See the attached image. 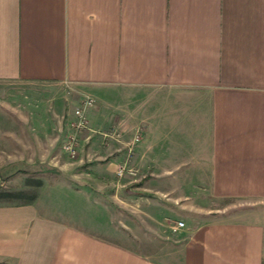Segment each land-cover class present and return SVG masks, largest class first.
I'll list each match as a JSON object with an SVG mask.
<instances>
[{"label": "crops", "instance_id": "1", "mask_svg": "<svg viewBox=\"0 0 264 264\" xmlns=\"http://www.w3.org/2000/svg\"><path fill=\"white\" fill-rule=\"evenodd\" d=\"M8 84L108 91L123 139L110 161L142 165L143 199L185 225L162 253L140 252L76 205L54 214L46 172L31 202L0 204V264H264V0H0V92ZM42 108L0 98L13 165H49Z\"/></svg>", "mask_w": 264, "mask_h": 264}, {"label": "rangeland", "instance_id": "2", "mask_svg": "<svg viewBox=\"0 0 264 264\" xmlns=\"http://www.w3.org/2000/svg\"><path fill=\"white\" fill-rule=\"evenodd\" d=\"M0 94L1 99L10 100L17 106L22 105L23 111L27 113L37 112L38 108L44 107L38 112L49 114L50 151L49 165L24 163L13 165L7 156L5 157L6 153H3L13 152L15 150L13 145L0 146V192L10 193L9 196L0 197V204L31 202L43 191L44 180L41 177L48 172L49 209H62L61 212L53 211L54 214L63 213L65 207L66 213H72L69 208L76 205L81 208L82 213L85 212L83 219L86 221L92 219L96 224L98 223L97 226L108 225L109 229L103 228L101 233L104 236L144 253L159 254L162 250H166V242L174 238H171L175 231L172 226L184 220L176 218L172 211L173 206L168 211H159L156 197L143 199L144 190L141 180L145 181L148 176H144L142 165H126V161L123 163L110 161L108 154L110 144L114 141L121 143L123 139L121 132H119L120 136L116 135L115 128H110L108 125L111 107L108 91L102 92L99 97L88 96L93 99V105L86 112L88 128L79 132L78 144L82 150L78 148L75 157L66 152L64 143L73 131L72 121L75 119V110L87 97L83 95L84 93L78 88L49 84L46 89L36 94L32 88L25 86L18 88L16 85L8 84ZM1 110L3 109H0V129L5 125L13 126L9 123L12 120L8 119L5 111L3 113ZM92 118L103 125H94ZM28 128L22 122L20 131L22 130L23 140L27 142L29 138L23 132ZM0 141L3 139L0 138ZM103 150L107 155L101 158L99 152ZM128 150L131 155L132 150L130 148ZM55 161H59V164H55ZM120 167H125L122 177L117 174ZM130 169L132 173L129 172ZM112 181L116 186L114 184L111 186ZM113 187L118 193L117 201L111 198V194L114 193ZM72 190L91 197L89 199L94 206L89 205L80 196H72ZM151 194L156 195L154 192Z\"/></svg>", "mask_w": 264, "mask_h": 264}, {"label": "built area", "instance_id": "3", "mask_svg": "<svg viewBox=\"0 0 264 264\" xmlns=\"http://www.w3.org/2000/svg\"><path fill=\"white\" fill-rule=\"evenodd\" d=\"M93 105V99L91 97H86L82 105L75 110V119L72 121V127L73 131L70 133L64 143V148L66 152L72 156L75 157L78 153V136L79 132L83 131L84 129L88 128V119H87V109ZM125 167H120L117 171L118 176L122 177L124 176ZM130 173H132V169L129 170ZM185 222L179 221L176 224V228L184 227Z\"/></svg>", "mask_w": 264, "mask_h": 264}, {"label": "trees", "instance_id": "4", "mask_svg": "<svg viewBox=\"0 0 264 264\" xmlns=\"http://www.w3.org/2000/svg\"><path fill=\"white\" fill-rule=\"evenodd\" d=\"M10 193L7 192H0V197H5V196H9Z\"/></svg>", "mask_w": 264, "mask_h": 264}]
</instances>
